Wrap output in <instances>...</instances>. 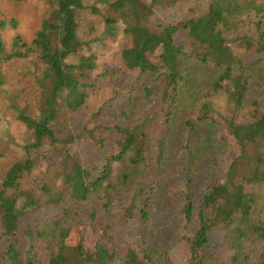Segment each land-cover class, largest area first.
I'll return each mask as SVG.
<instances>
[{
  "label": "trees",
  "instance_id": "16d2710c",
  "mask_svg": "<svg viewBox=\"0 0 264 264\" xmlns=\"http://www.w3.org/2000/svg\"><path fill=\"white\" fill-rule=\"evenodd\" d=\"M30 1L0 0V264H264V0Z\"/></svg>",
  "mask_w": 264,
  "mask_h": 264
},
{
  "label": "rangeland",
  "instance_id": "374dc122",
  "mask_svg": "<svg viewBox=\"0 0 264 264\" xmlns=\"http://www.w3.org/2000/svg\"><path fill=\"white\" fill-rule=\"evenodd\" d=\"M185 1V0H183ZM183 1H180L179 4L174 7V8H171L170 9V13H172L174 15L173 17V21H177L179 18L185 16V14H187V3H183ZM6 7L7 8H12L10 4H6ZM26 9H30V10H33L35 8V0H31L29 2L28 5H25L24 6ZM163 15V10H158L156 12V15L153 17L152 21L155 22V21H158ZM85 24L86 25L89 21H90V18L88 17H85ZM20 30L25 33L26 36H30L32 33H33V25H32V22L30 21H27L24 25L22 24ZM122 41L121 40H118V41H115L113 39H109L107 40L104 44L102 43H99L97 45V52H98V55H99V59H101V62H102V66L103 68H111V67H114L117 65L118 61H119V58H120V53H121V50H122ZM24 66V63H22L20 66H19V71L21 70V68ZM12 67H14L12 64H9L6 66V68L10 70V73H13V69ZM24 69V68H22ZM32 78H33V75H31V77L28 78V80H26V82L22 85L24 88H33L35 85L32 83ZM10 80H12V78H10ZM21 80V79H20ZM12 82V81H10ZM27 93V91L24 92V95L25 96ZM261 132L264 136V125L261 127ZM3 138L5 139H9V140H13V138L15 140H17L18 136L17 134H15V132L10 129L9 126L6 127V133L4 134ZM70 149H73V147L71 146ZM6 150V149H5ZM9 151L7 150V153L8 154ZM8 160L10 162L11 158L8 157ZM8 161H6L7 163ZM4 166H6V164H3ZM2 172H6V167H3L2 166ZM31 178L28 177L27 179H25L24 181V186H28L29 184L31 185V182H30ZM2 213H4V211L2 210ZM9 216H11L9 214ZM11 220H13V224L15 223V219L11 216ZM212 243H214V246L215 245H220V240H219V235H215L213 237V241Z\"/></svg>",
  "mask_w": 264,
  "mask_h": 264
}]
</instances>
